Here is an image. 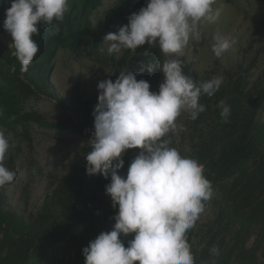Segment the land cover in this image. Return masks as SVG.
<instances>
[{
	"label": "trees",
	"instance_id": "16d2710c",
	"mask_svg": "<svg viewBox=\"0 0 264 264\" xmlns=\"http://www.w3.org/2000/svg\"><path fill=\"white\" fill-rule=\"evenodd\" d=\"M146 4L147 0H114L95 22L93 15L104 0H69L64 20L54 21L61 31L52 36L51 29L41 25L39 36L33 37L39 51L24 71L12 55L11 36L3 27L10 2L0 0V127L19 135L30 148L34 124L51 127L59 135L76 133L80 140L75 160L63 165L59 160L44 173V192L35 206H30L31 184L35 181L32 176L20 184L17 177L9 183L18 187V204L8 198L9 184L0 187V264H84L82 249L100 232L112 229L118 206L114 208L106 194L110 177L86 173L85 157L91 151L88 141L94 131L92 113L99 91L86 97L85 87L83 90L77 82L59 95L50 77L62 52L73 59L90 58L107 68L100 69L102 80L115 81L121 71L130 70L140 73L137 79L148 81L150 90L158 91L163 79L159 65L164 59L158 46L146 43L134 52L122 49L109 55L107 46L101 43L104 30L117 31L128 23L131 13ZM253 41L242 51L248 58L222 72H198L194 60L185 59V55L177 57L183 62L184 73L197 83L215 75L223 77L213 96L201 95L199 103L206 106V111L195 120L181 114L188 136L184 131L168 134L172 147L203 164L204 175L212 184V197L205 207L209 214L199 217L187 234L195 264H264V41L254 50ZM149 65L152 71L147 70ZM41 96L55 100L56 114L47 116L29 107L31 99ZM220 101L231 107L227 121L220 116ZM9 141L5 164L15 171L22 148L20 143ZM188 144L190 148L185 150L183 145ZM139 151L129 149L123 154L124 167L119 174L126 176ZM133 236H121L126 247ZM57 244L64 250L61 260L48 253ZM213 246L219 248V256L211 254Z\"/></svg>",
	"mask_w": 264,
	"mask_h": 264
},
{
	"label": "clouds",
	"instance_id": "9594fccd",
	"mask_svg": "<svg viewBox=\"0 0 264 264\" xmlns=\"http://www.w3.org/2000/svg\"><path fill=\"white\" fill-rule=\"evenodd\" d=\"M9 2L3 27L11 36L12 55L26 71L39 51L33 37L39 36L41 25L50 28L52 36L61 31L54 21L64 20L69 0ZM216 2L147 0L146 6L128 16L127 24L103 36L101 43L109 55L122 49L134 52L146 43L158 46L164 56L159 65L164 80L158 91H152L148 81L137 79L140 73L127 70L115 81L98 82L86 173L110 177L105 190L118 212L112 229L100 232L82 249L84 264H195L187 234L205 211L212 184L204 175L203 164L172 147L168 134L183 130L176 122L182 113L195 120L206 111L199 103L201 95L213 96L223 82V77H216L197 83L184 73L183 62L177 58L184 56L190 41L201 42L202 21L211 24L219 18L220 9L213 7ZM213 39L212 51L217 58L235 43L222 34ZM147 70L152 71V66ZM218 107L221 118L227 121L230 105L220 101ZM9 148V138L0 130V187L16 177L5 164ZM136 148L140 151L126 176L119 174L124 167L123 154ZM129 234L134 236L126 247L121 236ZM210 252L220 255L217 246Z\"/></svg>",
	"mask_w": 264,
	"mask_h": 264
},
{
	"label": "rangeland",
	"instance_id": "374dc122",
	"mask_svg": "<svg viewBox=\"0 0 264 264\" xmlns=\"http://www.w3.org/2000/svg\"><path fill=\"white\" fill-rule=\"evenodd\" d=\"M114 0H104V5L100 11L95 13L94 21L98 22L104 8L108 7ZM214 9H220L219 18L214 23L202 21L199 30L202 34L200 43L190 41L185 49V59L194 60L198 72H204L209 69H216V72H222L225 68H230L236 63L248 58L246 53L242 51L247 48L253 39V50L264 41V0H233L226 3L224 0H217L213 5ZM109 31H103V35ZM216 34L227 35L235 40L233 46L217 58L213 51L212 45L215 43L213 37ZM163 55V54H162ZM157 66V65H156ZM154 67L156 69L157 67ZM107 68L100 67L90 58L73 59L67 53H59L55 59L51 71V81L57 94L63 95L66 90L77 82H81L82 89L86 90L84 96L88 97L98 88V82L102 81L103 73L101 70ZM217 75H215V78ZM164 80V75L161 83ZM84 93V92H83ZM29 107L43 112L47 116H53L57 113L58 104L49 96H41L31 99ZM177 124L183 125V130L177 132H186L188 136L185 118L180 116L177 118ZM5 135L11 140L12 144H21V153L17 159L15 166L17 181L20 184L27 177L32 176L34 182L31 184L30 206L33 207L40 202L44 192L45 177L44 173L52 170L55 162L63 160V164H68L76 159L79 154L78 144L80 142L76 133H66L63 135L56 134L51 127H43L34 124L31 128L32 145L28 147L27 141L15 134L13 131H5ZM179 143V139L177 138ZM186 150L190 145H183ZM23 167L21 166V163ZM21 166V167H20ZM40 166L41 171L36 167ZM42 172V173H41ZM18 187L9 184L7 195L12 204H18ZM209 209L205 210L200 218L203 219ZM62 245H53L48 249L51 258L61 260L63 258Z\"/></svg>",
	"mask_w": 264,
	"mask_h": 264
}]
</instances>
